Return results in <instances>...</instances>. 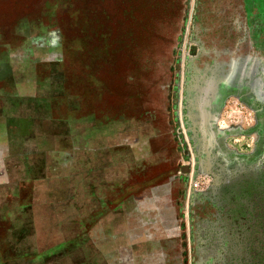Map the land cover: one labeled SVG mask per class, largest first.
<instances>
[{
  "label": "rangeland",
  "instance_id": "obj_1",
  "mask_svg": "<svg viewBox=\"0 0 264 264\" xmlns=\"http://www.w3.org/2000/svg\"><path fill=\"white\" fill-rule=\"evenodd\" d=\"M236 65L264 102V0H0V130L20 150L0 152V264H264V122L213 105ZM198 107L240 130L226 147L244 160L188 132ZM194 136L209 169L181 170L173 230L137 236L125 183L152 163L126 152L169 148L183 167Z\"/></svg>",
  "mask_w": 264,
  "mask_h": 264
},
{
  "label": "crops",
  "instance_id": "obj_2",
  "mask_svg": "<svg viewBox=\"0 0 264 264\" xmlns=\"http://www.w3.org/2000/svg\"><path fill=\"white\" fill-rule=\"evenodd\" d=\"M200 122L207 123L205 119L200 120ZM13 142H16V128L12 129L8 126L6 129L0 130V152L5 154L6 149L11 148L12 150H17V153L12 152L11 156H20V150L16 149V145ZM148 148L147 146L145 147L142 145V151H140V153L132 150L126 152V154H128L127 161L131 163L130 165H132L133 169H136V172H141L144 161H148L149 163L151 161L152 163L150 173L147 177L143 178L144 180L140 179V181L134 182L132 179L129 180L128 178L125 183L126 187L129 186L130 182L132 184L135 183V188L137 189V185H140L139 189L141 190L140 193H136V190L130 197L128 196L125 199L124 204L126 205V209L128 210L129 206L138 204L145 206V208H141L140 214H134L136 221L138 220L140 222V224L133 230L137 233V236L139 234H151L156 236L161 235L162 231L164 233L165 231L173 230L174 227L172 228V222L173 220H176V209L174 206L178 203V189L181 187L180 182L178 181L180 172L183 170L185 173H191L193 168H196L195 154L192 155L191 151L187 148L184 150L185 147L182 149V156L188 162H185L186 166L183 167H180L181 164L179 162V155H181L180 151L176 153V151H172L169 148L165 149V147L164 150L160 149L157 151L152 148L149 150ZM115 154L116 151L112 149V155L115 156ZM9 155L10 153L8 156ZM190 155L193 156V160ZM175 165H178L177 168L179 167V171H177L178 176L177 174L174 175L173 168H175ZM112 169H114L113 165L109 166V170ZM0 185H2L0 186V190L8 188L4 186V183H1ZM109 188L116 189L113 184L109 185ZM5 200L4 196H0V204H3ZM129 213L130 211H128V214ZM130 230L131 229H128L127 231L125 230V234H128Z\"/></svg>",
  "mask_w": 264,
  "mask_h": 264
},
{
  "label": "flooded vegetation",
  "instance_id": "obj_3",
  "mask_svg": "<svg viewBox=\"0 0 264 264\" xmlns=\"http://www.w3.org/2000/svg\"><path fill=\"white\" fill-rule=\"evenodd\" d=\"M230 61L232 62L233 59H231ZM190 79L191 77H188L189 82H190ZM246 81L247 80L244 79V76L242 77L241 75H238L236 76V78L232 79L231 81H228V83L225 82L223 85H221L218 88V92L216 94L215 100L213 101V105L216 108L221 109L225 105V103L229 100V98H232V97L237 98L240 102H243L250 107L252 106L257 110V114H258L257 122L260 125L262 122H264L261 119V115L264 114V102H262V98H261L263 95L261 94L256 95L255 93H252L251 88L248 86V84H246ZM189 82H187V84ZM182 102L185 105L187 104L185 99L182 100ZM219 131L222 132V129L221 128L219 129L216 126V133H217V140H218V144H217L218 154H222L221 156L223 157L226 155V157H228L229 160L231 158L234 159L235 161L244 160L246 156H241L235 152L228 151L226 147V141L230 137V135L239 134L240 130H236V131L226 130L225 134H222ZM258 132L259 134H261L260 131ZM196 137L197 136H194L193 138L194 140H191L194 144V150L196 153L195 155L196 168L198 171H207L210 165L209 162L214 156L212 154L209 155V152L206 151V144H205L206 141L200 140V138H196ZM223 151H225V153Z\"/></svg>",
  "mask_w": 264,
  "mask_h": 264
},
{
  "label": "water",
  "instance_id": "obj_4",
  "mask_svg": "<svg viewBox=\"0 0 264 264\" xmlns=\"http://www.w3.org/2000/svg\"><path fill=\"white\" fill-rule=\"evenodd\" d=\"M235 65V64H234ZM237 65L231 67V73L232 75L230 76H236L237 72ZM232 79L229 77L226 81H231ZM211 106V105H209ZM212 108V107H211ZM194 111H197L196 116H194L192 113L188 116L191 120H196L193 122V124L187 123L189 125L188 127V132L190 133H197L199 131L203 132V135L206 137L208 135V142L212 144V142L217 141V137H214V134L217 135L216 131V122L218 120V111L212 110L208 107H198L194 109ZM202 114V115H201ZM204 116V119L206 120L207 123H201L200 120H203L202 117ZM197 119H199L197 121ZM193 126V128H192ZM221 132V131H219ZM222 134H225L224 131L221 132ZM210 155V153H209Z\"/></svg>",
  "mask_w": 264,
  "mask_h": 264
},
{
  "label": "built area",
  "instance_id": "obj_5",
  "mask_svg": "<svg viewBox=\"0 0 264 264\" xmlns=\"http://www.w3.org/2000/svg\"><path fill=\"white\" fill-rule=\"evenodd\" d=\"M193 171V170H192ZM198 185H199V183H197V182H195V183H193V184H191V187H198Z\"/></svg>",
  "mask_w": 264,
  "mask_h": 264
}]
</instances>
